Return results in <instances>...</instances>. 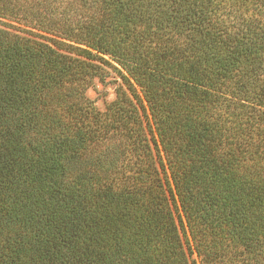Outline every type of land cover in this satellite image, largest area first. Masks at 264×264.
Returning a JSON list of instances; mask_svg holds the SVG:
<instances>
[{"label":"trees","instance_id":"16d2710c","mask_svg":"<svg viewBox=\"0 0 264 264\" xmlns=\"http://www.w3.org/2000/svg\"><path fill=\"white\" fill-rule=\"evenodd\" d=\"M0 264H264V0H0Z\"/></svg>","mask_w":264,"mask_h":264},{"label":"rangeland","instance_id":"374dc122","mask_svg":"<svg viewBox=\"0 0 264 264\" xmlns=\"http://www.w3.org/2000/svg\"><path fill=\"white\" fill-rule=\"evenodd\" d=\"M107 72L104 77L96 78L87 91L88 96L100 110H104L106 104L115 99L116 89L122 82L121 76L115 69L109 68Z\"/></svg>","mask_w":264,"mask_h":264}]
</instances>
